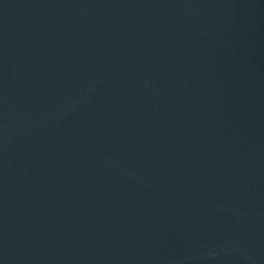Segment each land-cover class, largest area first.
Instances as JSON below:
<instances>
[{"label": "water", "instance_id": "1", "mask_svg": "<svg viewBox=\"0 0 264 264\" xmlns=\"http://www.w3.org/2000/svg\"><path fill=\"white\" fill-rule=\"evenodd\" d=\"M0 264H264V0H0Z\"/></svg>", "mask_w": 264, "mask_h": 264}]
</instances>
